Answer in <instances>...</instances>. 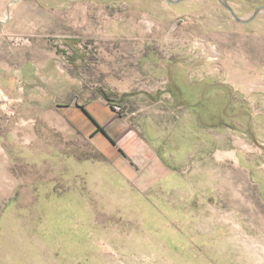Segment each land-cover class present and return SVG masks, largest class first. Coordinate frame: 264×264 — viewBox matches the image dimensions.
<instances>
[{
	"label": "rangeland",
	"instance_id": "374dc122",
	"mask_svg": "<svg viewBox=\"0 0 264 264\" xmlns=\"http://www.w3.org/2000/svg\"><path fill=\"white\" fill-rule=\"evenodd\" d=\"M170 1L175 0H50V29L44 31L50 34V90H0V121L7 115H36L35 107L47 104L50 118L58 121L63 111L54 108L72 99L101 97L108 105L121 106L114 115L130 121L140 140L160 132L167 136V148L176 149L182 168L177 174L181 186H160L157 169L130 167L131 177L125 182L120 177L112 196L109 190L99 192L103 188L94 186V170L111 176L112 167L103 160L111 151L104 143L84 138L71 124L69 137L66 125L63 131L50 125V149L65 147L71 153L50 154L51 171L46 170V155L24 154L21 164L7 140V153L1 155L7 166V192L13 193L14 181L22 178L23 194L47 200L50 179L60 191L81 182L88 196V222L92 200L100 197L101 226L96 232L88 225L80 264H264V11L242 24L223 6L247 19L264 7V0ZM6 29L0 22V42ZM26 39L19 37L18 52L27 49ZM5 52L0 43V86L13 87L4 82ZM173 52L181 53L175 57ZM179 56L197 73L200 99L197 106L177 108L182 117L174 122L167 105L132 98L158 87L171 90L167 65L180 61ZM61 71L74 83L70 91L68 85L66 90L57 85ZM174 73L172 68L171 78L177 81ZM98 81L102 84L92 89ZM166 113L159 129L145 125L154 120L151 116ZM31 125L36 126L24 123V131L33 130ZM156 144L161 149L160 142ZM80 162L82 172L88 173L74 178ZM24 205L28 224L23 231L29 234L23 237L29 247L22 250L24 260L67 264L63 256L70 252L50 251L49 242L30 223L34 218L50 227V200ZM9 237L0 243L2 263H12L20 254L15 235ZM75 254L72 261L78 264L79 252L70 256Z\"/></svg>",
	"mask_w": 264,
	"mask_h": 264
},
{
	"label": "crops",
	"instance_id": "0c3cea01",
	"mask_svg": "<svg viewBox=\"0 0 264 264\" xmlns=\"http://www.w3.org/2000/svg\"><path fill=\"white\" fill-rule=\"evenodd\" d=\"M87 4H90V6L98 5L94 1H88ZM2 16H5L6 20L3 22L0 18V22L4 23L7 28L0 42L4 45V50H6V78L4 82L5 85L11 83L13 87L0 86V90L16 89L21 91L23 89L33 90L36 87L42 90H50V34H44L45 30L50 29V0H0V17ZM23 36L27 38L28 46L24 51L18 52L15 46L20 42L19 37ZM181 52H173V55L176 57ZM177 58L180 61L176 60L167 65L168 72L166 75L167 80L170 82L171 90H167L166 87H158L154 93L143 92L134 95L132 98L136 102H150L152 104L158 102L159 104L167 105L171 108L169 115L174 119V122L181 120L182 117L181 112H176L177 108L181 110L183 106L194 103L197 106L200 99L198 96L199 91L196 90L198 88V83L195 79L197 73L193 72V67L188 69L184 65L181 61L182 56ZM131 59L133 60L134 57ZM132 63L134 64V61ZM172 68H174V75L177 76V81H173L171 78L170 70ZM60 79L62 81L58 80L57 84L60 89L66 90L67 88L64 85H68V91H70L72 89L70 88V83L73 82H70L69 75L62 73ZM101 84L102 82L100 81L94 83L92 89H96L94 87ZM110 85L113 88L120 89L117 83L111 82ZM125 89L130 90L131 87L127 86ZM187 100L190 102L186 103ZM112 105H108L103 98L97 96L87 99L85 102H78L72 99L70 102H65L63 105L58 106L59 108H54L63 111L64 116L58 121L55 118H50L49 104L45 107L36 106V115L26 118L22 115H7L4 116V121H0V127L4 128L0 131V243L5 241V239H11L9 236L15 235V239H13L15 249L20 251L14 262H0V264H28L22 254V250L29 248L27 246L28 242H23V237L29 235L23 231V226L28 224V219H26L28 217L25 216L27 207L24 204L48 202L50 200V227L48 225L45 226L44 222L39 220L35 223L34 218H30L31 226L36 229L38 235L44 236L46 241L50 243H47L50 245V251L64 250L70 252V254L71 252H79L78 264L81 263L85 256L83 253L87 245L88 225L94 227L97 232V226H101L103 217V208L98 204L101 199L99 197L97 200L95 196L94 200H92L95 205H90V222H88V196L85 185L83 186L81 182L77 184L71 183L73 185L69 184L68 189L66 186L65 189L60 191L55 189L54 182L50 179V199L48 197L45 200L43 196H38L37 194H23L22 189H19L20 186H23L22 178H18L13 183L14 192L8 194V183L6 182V177H3L7 166L5 159L1 157L2 153H7V140L10 145V152L14 154L16 160H20L21 164L24 154L34 155L36 158L46 155V170L51 171L50 154L57 151L58 154L63 155H70L71 153L65 147L50 149V125L62 131L64 129L63 125H66L69 137L70 126L73 124L79 128L80 133H83L84 138L88 137L94 143H104L111 151V154L103 159L112 167L111 176L108 174L104 175L103 172L98 174L94 170V175L96 176L94 186L103 188L99 192L103 193L109 190L108 193L112 196L115 192L114 189L119 187V178L121 177L120 182H125V178L128 179L129 174H132L130 167L143 172L157 169L160 186L163 185V187L170 188L181 186V181L180 178H177V174L178 171H182V168L177 164L179 161H177L176 149L167 148V136L160 132L157 135L155 134L153 139L145 136L140 140L136 131H133L128 125L131 124L130 121L128 123L126 118H119L114 115ZM72 114H74V118H71ZM166 115L168 114L150 115L154 120L147 121L145 125L149 128L159 129L160 122ZM143 116H149V114ZM24 123L36 124L34 129L33 125H31V128L33 130L36 129V132L33 130L25 132L23 129ZM135 126L133 127L134 129ZM39 128L41 134L38 133ZM24 139L30 141L24 143ZM138 140L142 141L143 145ZM155 142H160L161 149L158 148ZM94 149L100 154L98 147L95 146ZM67 157L63 158V162L67 163ZM82 164L84 163H78V173L73 175L74 178L82 177V175L88 173L82 172L80 168ZM39 169L37 168L36 170ZM30 212L32 213V211ZM32 221L34 222L32 223ZM38 235L37 240H39ZM94 242L98 243L97 238L94 239ZM70 254H64V259H62L66 260L67 264H77V260L72 261L76 254L73 257Z\"/></svg>",
	"mask_w": 264,
	"mask_h": 264
},
{
	"label": "water",
	"instance_id": "95a60500",
	"mask_svg": "<svg viewBox=\"0 0 264 264\" xmlns=\"http://www.w3.org/2000/svg\"><path fill=\"white\" fill-rule=\"evenodd\" d=\"M182 1H183V0H175V1H170V2H171L172 4H178V3L182 2ZM223 6L229 11V13H230L231 16L234 18V20H236L237 22L242 23V24L250 23V22L256 17V15H257L259 12L264 11V7H260V8H258V9H256V10L253 12V14H252L249 18H247V19H240V18H238V17L234 14L233 10H232L227 4L223 3Z\"/></svg>",
	"mask_w": 264,
	"mask_h": 264
},
{
	"label": "built area",
	"instance_id": "2783aa9c",
	"mask_svg": "<svg viewBox=\"0 0 264 264\" xmlns=\"http://www.w3.org/2000/svg\"><path fill=\"white\" fill-rule=\"evenodd\" d=\"M112 110H113L114 113H120L121 110H122V108H121V106L118 105V104H113V105H112Z\"/></svg>",
	"mask_w": 264,
	"mask_h": 264
}]
</instances>
